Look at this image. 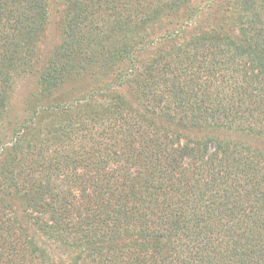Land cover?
<instances>
[{
    "label": "trees",
    "instance_id": "obj_1",
    "mask_svg": "<svg viewBox=\"0 0 264 264\" xmlns=\"http://www.w3.org/2000/svg\"><path fill=\"white\" fill-rule=\"evenodd\" d=\"M61 1L0 0V264H264V0Z\"/></svg>",
    "mask_w": 264,
    "mask_h": 264
},
{
    "label": "rangeland",
    "instance_id": "obj_2",
    "mask_svg": "<svg viewBox=\"0 0 264 264\" xmlns=\"http://www.w3.org/2000/svg\"><path fill=\"white\" fill-rule=\"evenodd\" d=\"M63 11V4L61 0H49V20L45 31V48L50 49L58 41L60 37L59 23ZM44 48V49H45ZM46 50V49H45ZM19 87L16 89V108H20L21 101L29 90L27 84L33 85V80L30 78L21 79Z\"/></svg>",
    "mask_w": 264,
    "mask_h": 264
}]
</instances>
